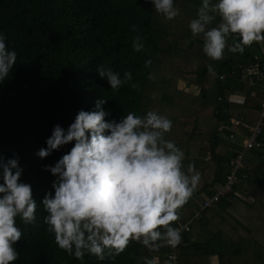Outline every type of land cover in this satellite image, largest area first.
<instances>
[{
	"label": "trees",
	"instance_id": "1",
	"mask_svg": "<svg viewBox=\"0 0 264 264\" xmlns=\"http://www.w3.org/2000/svg\"><path fill=\"white\" fill-rule=\"evenodd\" d=\"M199 4L176 0L180 14L165 20L150 0H0V31L17 52V65L0 84V153H18L22 179L32 185L38 203L35 224L18 221L24 234L16 244V264H80L46 232L39 204L54 179L42 166L71 145L43 160L35 152L55 124L67 128L78 110H91L101 96L113 117L147 110L168 116L173 127L166 138L184 151L185 166L191 162L201 173L197 190L180 210L178 222H190L178 247L180 263L264 264V128L260 146L244 156L240 182L193 220L215 187L226 182L264 100V82H250L246 75L247 68L264 66V42L246 46L242 54L226 49L221 60H211L202 51V37L188 28ZM136 36L143 51L132 48ZM235 40L230 36L227 43ZM100 64L121 75L130 70L132 80L113 91L96 71ZM236 93L242 97L232 100ZM164 255L131 242L114 259L86 255L84 264H144V257L153 256L170 264Z\"/></svg>",
	"mask_w": 264,
	"mask_h": 264
},
{
	"label": "clouds",
	"instance_id": "2",
	"mask_svg": "<svg viewBox=\"0 0 264 264\" xmlns=\"http://www.w3.org/2000/svg\"><path fill=\"white\" fill-rule=\"evenodd\" d=\"M150 2L165 20L180 14L176 0ZM188 28L193 37H202V51L213 61L221 60L226 49L242 54L246 46L264 42V0H200ZM233 35L235 42L228 44ZM6 41L0 31V84L17 65V52ZM132 48L144 50L140 36ZM150 64L145 60L146 67ZM207 67L213 72L212 65ZM96 71L113 91L132 80L130 70L121 75L100 64ZM107 102L101 96L91 110H78L67 128L55 124L45 146L35 152L43 160L71 145L54 163L42 166L54 179L39 204L46 213V232L80 264L86 255L114 259L131 242L149 250L176 248L182 227L174 222L201 182L194 164L185 166L184 151L166 138L173 127L168 116L147 110L117 118L105 108ZM23 174L18 153H0V264H16L20 258L16 244L24 233L18 221H37V199ZM144 264H159V257H144Z\"/></svg>",
	"mask_w": 264,
	"mask_h": 264
},
{
	"label": "built area",
	"instance_id": "3",
	"mask_svg": "<svg viewBox=\"0 0 264 264\" xmlns=\"http://www.w3.org/2000/svg\"><path fill=\"white\" fill-rule=\"evenodd\" d=\"M246 75L250 76V82L256 80L257 82L262 83L264 82V66H261L259 63L254 66H251L246 69ZM221 79L224 80V77H221ZM259 115H260L259 120L257 124L251 128V133L249 137L244 139L243 141V150L240 153H238L237 156L232 161V170L231 173L227 176L226 182L223 184H218L215 187V194L211 198H206L204 200V202L201 204L200 211L196 212L193 220L201 217L200 212L211 208L216 202H219L223 197L231 193L233 191V187L238 182H240L238 174H239V169L243 167V159L246 152L260 146L258 140L264 128V100L261 103ZM177 223L182 227V232H181L182 236L186 232L190 231V222L185 224H180L179 222ZM135 243L140 244L138 242ZM141 246L144 252H149L152 254H159V255L165 253L164 256L169 260L170 264H181L178 255L179 245L176 248H171L167 245H163L156 250H149L145 248L143 245ZM188 264H195V263H188Z\"/></svg>",
	"mask_w": 264,
	"mask_h": 264
},
{
	"label": "crops",
	"instance_id": "4",
	"mask_svg": "<svg viewBox=\"0 0 264 264\" xmlns=\"http://www.w3.org/2000/svg\"><path fill=\"white\" fill-rule=\"evenodd\" d=\"M262 50H263V52H264V45L262 46ZM242 96L240 95V94H234L233 95V97L231 98L232 100H236V99H238V98H241Z\"/></svg>",
	"mask_w": 264,
	"mask_h": 264
}]
</instances>
